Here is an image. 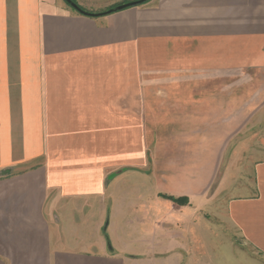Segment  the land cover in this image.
<instances>
[{
    "label": "crops",
    "instance_id": "obj_1",
    "mask_svg": "<svg viewBox=\"0 0 264 264\" xmlns=\"http://www.w3.org/2000/svg\"><path fill=\"white\" fill-rule=\"evenodd\" d=\"M263 83L264 0H0V264H261Z\"/></svg>",
    "mask_w": 264,
    "mask_h": 264
},
{
    "label": "rangeland",
    "instance_id": "obj_2",
    "mask_svg": "<svg viewBox=\"0 0 264 264\" xmlns=\"http://www.w3.org/2000/svg\"><path fill=\"white\" fill-rule=\"evenodd\" d=\"M58 1H60V3H64V5L66 4L63 0H58ZM73 1L77 2V0H73ZM83 1H86V3L87 4L89 3L91 6H93L94 3L97 4L96 0H83ZM100 1H104V0H100ZM86 3H84L85 6H86ZM66 6H67V4H66ZM69 8H71V7L69 6ZM96 8H98V7H82V9L87 10L88 12H91V13L97 12V11L93 10V9L96 10ZM108 9H109V7H108ZM259 90L260 91H258L256 95L259 96L260 94H264V83H263L262 88ZM263 100L262 101L260 100V101L263 102ZM253 117H254V119H253ZM253 117L250 121V122L254 123V124H252L253 127L251 126L250 129L245 128V130L243 131V134L246 137V139H247V137H252V136H254V138H256L257 135L260 137L264 134L263 126L260 125L261 123L264 124V122L260 121L261 115H256ZM258 122H260V123L258 124ZM234 144L235 143H231L226 148V150L221 152L220 159L222 160V158H223V160L220 161L221 165L219 167V170L216 172V176H215L216 180L215 181L217 183L218 180L222 176L223 177V182H222L223 188H224V186H227L225 184H228V182L231 181L232 177H234V176L238 177V175L240 173L248 172L252 169L251 163H248V162L242 163V161H240V163L238 164V163H234V162L238 160V159L235 160L236 158L240 159V158H243L247 155L252 154V152L255 151L254 149L256 147L255 146L249 147L246 144L243 147L239 146V148H237V147H234ZM222 173H223V175H222ZM140 179H143V178H140ZM250 180H251L250 183H252V179H250ZM128 192H129V190H128ZM130 194H132V193H130ZM204 212H205V214L203 215L204 216V224H203L204 248L202 250L201 249L199 250L201 257H204L205 259L207 258V260H211L214 257H215V259H219V257L222 255L221 252L224 249L223 246H217L218 240L215 238L216 232L214 231L216 229L214 228L213 225H211V223H212L211 221H213L212 219L214 217V221L218 222L221 225L220 227H222V229L225 231V235L229 238V240H232L238 248L239 247L242 248L249 255L255 257V259L259 260L261 262V264H264V256L260 252L255 251L252 247H250L244 241V239L241 238L240 233L236 229L225 224V222H223L221 219V217H223V216H221V217L219 216L220 212H219V214H217V216H213V217L210 214H207L206 209L204 210Z\"/></svg>",
    "mask_w": 264,
    "mask_h": 264
},
{
    "label": "water",
    "instance_id": "obj_3",
    "mask_svg": "<svg viewBox=\"0 0 264 264\" xmlns=\"http://www.w3.org/2000/svg\"><path fill=\"white\" fill-rule=\"evenodd\" d=\"M63 1L67 4V6H70L73 10H75L76 12H78L81 15L90 16V17H96V16L105 15V14H108V13H111V12H115V11H118V10L120 11V10H122L124 8L129 7V6L143 4L147 0H134L132 2L130 1V2L122 3V4L116 5L114 7H111L109 9L105 10V11H102L100 13L88 12V11L82 9V7L77 5V3L74 2L73 0H63Z\"/></svg>",
    "mask_w": 264,
    "mask_h": 264
},
{
    "label": "trees",
    "instance_id": "obj_4",
    "mask_svg": "<svg viewBox=\"0 0 264 264\" xmlns=\"http://www.w3.org/2000/svg\"><path fill=\"white\" fill-rule=\"evenodd\" d=\"M146 2V1H145ZM144 4V3H143ZM88 17H90V16H88ZM168 197V196H167ZM170 200H172L173 202H175V203H184V202H186V200H182L181 198H178V199H175V198H173V197H168Z\"/></svg>",
    "mask_w": 264,
    "mask_h": 264
}]
</instances>
